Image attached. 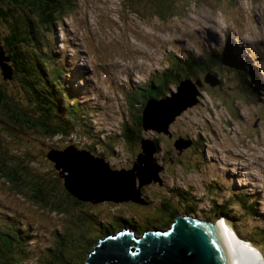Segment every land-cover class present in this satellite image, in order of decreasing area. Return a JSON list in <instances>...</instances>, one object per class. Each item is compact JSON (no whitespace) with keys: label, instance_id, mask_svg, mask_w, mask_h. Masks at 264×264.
Here are the masks:
<instances>
[{"label":"rangeland","instance_id":"obj_1","mask_svg":"<svg viewBox=\"0 0 264 264\" xmlns=\"http://www.w3.org/2000/svg\"><path fill=\"white\" fill-rule=\"evenodd\" d=\"M51 2L49 1L50 4ZM66 2V8L62 11L55 10L56 15H51L55 18L49 25V31L53 30L52 36L48 33L49 31L47 34L41 31V27H47L48 23L44 21L46 24L42 25L40 19L37 23L36 13L28 14L27 10H23L29 15L30 20H34L35 27H33L27 19L19 15L20 11H16L14 6L0 4V43L6 51L7 40L17 35L20 39L23 38L21 40L26 47L32 43L37 44L38 40L48 42L51 39L50 46L53 45V48L55 45L64 44L62 42L64 41L68 43L66 53L78 54L77 64L71 70L73 72L77 70L81 77L82 80L77 81V85L81 86L78 89L81 94L83 91L86 93L87 99H78L80 94H77L78 98H76L63 89L66 95L63 106L70 108L69 101L73 98L72 104L76 114L88 115L90 112L88 118L72 121L75 128L81 127L82 130L77 131L76 134L62 136L61 139L54 137L51 141L40 139L41 134L36 130L28 131L20 126L22 133L17 134L22 140L27 141L29 149H21L20 153L15 155L18 159L12 157L9 148H2L3 145L0 144L1 149L9 157V161L14 164L13 166L19 167V171L22 167H26L29 176L39 179L41 186L43 185L45 189L53 188L50 191L51 195L46 198L47 205H36L31 197L34 195L27 186L21 188L23 192H21L22 196H19L18 189L6 184L0 173V208L4 213L0 214V220H14L16 226L20 222L19 229L24 227L28 229V233L25 234L30 242L27 249L30 250L31 258L25 264H45L46 260L53 259L50 254H42V250H52V240L48 238L52 228L67 234L65 238L68 237L71 242L77 237L80 238L81 242H77L75 251L76 254H85V251L86 253L89 251L88 244L91 239H94L96 245L99 238L104 241L108 235L101 230L102 215L108 227L113 226V232L124 231L123 228H119V225L126 226V221L140 230L161 227L157 220V218L160 219L159 209L153 207L140 212L131 204H115L116 201L113 198V200L107 199L94 205L79 199L80 202H76L65 196L62 185V180L66 185L64 175L60 173L62 180L60 178L57 180L58 176L53 164L46 159L41 162L40 155L48 152L57 143L60 145L57 152H61L67 146H74L78 150H88L89 142L86 136L106 138L107 140L93 139L92 143L98 142L105 152H107L106 148L111 146L108 149L109 152L104 155L103 162L108 164L110 169L122 171L126 170L125 168L130 169L135 159L144 155V152L139 154L141 152L139 141H136L140 136L142 140L146 139L144 143H152L150 146L157 151H151L149 160L155 158V163L160 165L157 175H160L163 183L160 186L153 185L155 178L152 176L149 178V183L152 184L145 187L142 191L143 196L152 202L151 206H157L158 195L167 200L168 196H172L171 189L182 190L180 185L182 183L191 189L190 198L193 202H188L180 194L174 195L175 205L182 206L181 208L188 205L184 208L185 211L179 210V216H185L187 208H190L189 212L191 210L194 212L189 215L190 217L199 219L209 217L213 223H216L215 216L218 213H213L214 208H218L219 202L223 200L225 202L230 200L232 204L235 201L242 205V201H239L235 194H239L238 192L243 189V193L250 196L251 204L255 207L253 214L244 218L242 213L246 211L242 212L239 205L228 206L229 214L226 216L229 220L228 224L237 228L239 239L256 243L252 236L254 231V237L264 240L263 233L255 235L258 228L264 229V0H66ZM3 15L6 22L2 18ZM55 21L57 23H54ZM61 22L62 24L59 25ZM36 26H39L37 29L40 34L35 30ZM61 30L66 33L65 36ZM232 41H239L240 46L251 53L252 57L241 59L239 66L245 65L248 72H251L252 84L259 91L255 99H249L247 97L249 94H242L238 90L240 79L236 75H227L224 69L222 78H219L218 75L215 76L205 70L207 65L213 66L214 69L221 67L218 60L211 59L209 56L221 51L234 55L235 51L231 45L237 46V44ZM24 49L25 47L20 48L19 51ZM54 52L58 53L57 49H54ZM29 53H17V58L14 59L18 61L20 55L27 56ZM198 58L203 59L202 65L197 66L191 63L192 73L184 72L181 76L190 75L200 78L205 71L206 78L199 80V83L194 85V89L183 86L186 93L172 102L171 110L178 111L174 116L169 115L173 117L167 125L168 119L160 117L162 119L159 120V130L147 128L143 131L141 128L139 132L136 123L139 118L142 119L140 114L145 112L144 108L142 111V107L149 98V94L137 93L136 100L125 103L127 91L134 87L141 88L145 84L152 87L150 84V81H154L152 77L156 78L161 72L170 68L169 64L174 65L177 62L182 64V60L196 61ZM101 59L105 60L111 72L114 73L112 80L103 74L108 72L109 68L101 67ZM201 62L199 61V64ZM1 64L10 68L13 76L11 81H4V100L7 97L17 98V102L18 99L20 100L19 105H16L14 100L9 102V98L5 103L11 107L16 106L15 109L26 111L24 104L28 108L26 104L28 83L24 82L27 75L22 72L28 70L27 66H17V71L14 72L12 61L6 62L3 59ZM256 69H258L257 73ZM216 73L220 74L218 71ZM191 80L197 81L194 78ZM89 82L94 83V88L88 84ZM172 83L169 90L158 91V93L163 92L171 96L176 92L177 87L174 85L176 82ZM35 85L32 84L34 88L41 87L40 84ZM114 90L122 91L125 97L123 96L122 99L116 96L120 91L115 93ZM260 93H263V96ZM193 94L195 103L183 108L186 106L184 103ZM151 95L153 97L152 93ZM76 102H85L86 109L95 110V113L75 108ZM134 102H139L142 106L136 109ZM36 103L38 104L37 101ZM9 108L0 105V122L8 123L11 120L6 114L11 113ZM2 111L6 112V116ZM27 113V117L32 121H36L40 116L36 108L28 110ZM15 114L16 111H13L12 117H16ZM149 117L145 126L155 125V121ZM83 120H86L87 126L83 123L80 125ZM0 128V137L7 139L8 131L6 129L4 131L1 125ZM130 130L134 136L131 135L129 138ZM125 135L128 136V140L122 141ZM108 138H114L112 144ZM56 140L59 141L55 142ZM176 140L191 142V147L178 154L177 146L173 148ZM5 144L9 147L7 143ZM185 148L186 145L183 144L180 150ZM54 152L55 150L52 153ZM217 152L220 154L217 155ZM225 155L233 157L232 163L220 157ZM218 162L222 167H219ZM36 163L39 166H36ZM150 163L152 165L153 162L150 161ZM1 164L0 159V166ZM146 166L145 163H141V167ZM236 166L241 170L233 175L232 171L234 172ZM213 175H216L217 181L214 180ZM25 179L22 178V184ZM109 182L113 183L112 180ZM176 182L178 184H175ZM249 182L252 183L251 188L247 187ZM214 183L216 187L227 186L226 199H220L225 194L218 193ZM212 185L213 188H210ZM114 193L112 189L108 196ZM131 193L140 199L137 188ZM101 197L105 196L101 195ZM231 197L234 198L231 199ZM54 205L57 209L53 211ZM175 205H173L174 210H178L179 207ZM189 205L192 206L189 207ZM11 214H14L13 218ZM37 217H41L39 221L43 222V225L50 224L52 227L45 226V229L37 225ZM160 221L164 222V220ZM170 222H167L162 230H166L167 227H169L167 230H170ZM127 229L129 231V228ZM255 247L264 253V245H255ZM68 252V247H65L63 258L72 259V263L80 264L82 258L74 259L75 255L69 258Z\"/></svg>","mask_w":264,"mask_h":264},{"label":"trees","instance_id":"obj_2","mask_svg":"<svg viewBox=\"0 0 264 264\" xmlns=\"http://www.w3.org/2000/svg\"><path fill=\"white\" fill-rule=\"evenodd\" d=\"M49 1H52L51 4L49 3ZM0 4H8V5L14 6L16 8V11H20L19 15L21 17H24L25 19H27L28 22L33 27L35 26L33 24L34 20L33 21L30 20L29 15H27L24 11L27 10L28 14L29 13H36L37 23H38L39 19H40V23L42 25H45L46 22L48 23L47 27L46 26L41 27V29L46 30V31H48L49 25H50V23H52V20L55 19L54 17L51 16V15L55 14V10L56 11H62L64 8H66V5L63 4L62 1H60V0H57V1L56 0H0ZM22 13H24V14H22ZM2 18H4V15L2 16ZM4 20L6 22L5 18H4ZM44 21H46V22H44ZM37 27H39V26H36L35 30L39 34ZM21 39H23V38H21ZM21 39L17 35L15 38H9V40H7L6 45H5V48H7V51L4 49L3 46H1V43H0V49L4 53L3 55L5 57L9 58L14 63V68H15V70H13L14 72L17 71L18 67H20V66L22 67L23 65H26L28 68L27 71L22 72V73H26L25 75H27L26 76L27 78H26V80H24V82L27 81V83H28L27 84L28 90L26 91V93H27L26 94L27 95V97H26L27 103L26 104H28V108H27V106L25 107V104H24V108L27 109L26 111H24V110L21 111V110L15 109L16 106L11 107L7 103H5V101L9 98V102L14 100V103L16 105H19L20 100L18 99V102H17V98L12 99L10 97H7L4 100V98H5V96H4V94H5L4 93V81L5 80L2 77V72L0 69V105H2V107H10L9 111L11 112V113H6L5 111H2V113L4 116H6V114H7L9 119L14 121V122H12L10 120V121H8V123L0 122V125L4 127V131H5V129L8 131V133H6L8 135V138L6 139V137H5L4 139H2L0 137V144L3 145L2 148H9L10 154L15 159H18V157L15 155L20 153L21 149L22 150L29 149L27 141L22 140V138L19 137L17 134V133H19V134L22 133L21 132L22 129L20 128V126L24 129H27L28 131L36 130L41 134L40 139L51 141L52 138H54V137L60 138V136L62 137V136H68L71 134H76V132L79 131L78 130L79 128L78 129L75 128V126L72 124V121H79L81 119H86V117L88 118V116H86V115L79 116L76 114V112L71 110V109H73L74 106L73 107L70 106L71 109L69 107L66 108L63 106L65 100L64 99L62 100V93L65 90V88L63 87L59 78L54 76L56 83L51 82V77H53V73L51 72L49 66L41 63L40 60H35V58H34L33 52H35L36 56L40 55L38 53V50H37L38 49L37 44L32 43V45H29L26 47L25 43ZM23 47H25V49L22 50L21 52L29 53V51H30V53L27 56L20 55V60L16 61V59H14V58H17V53H21L19 51V49L23 48ZM16 51H18V52H16ZM51 65L52 64L50 63V66ZM191 69H192L191 64H187L184 68H181L178 71V73H174V71L171 69L165 70L164 72H162L160 75H158L155 78L156 81L154 82V84H155L154 88L153 87L146 88L149 90L148 91L145 90V93H143V95L149 94L148 97H151L152 96L151 93H152L153 95L155 94V96H153V97H157L156 91L158 89H168V86L170 85V83L178 81L179 73H183V72L190 73ZM19 71L21 72L20 69H19ZM14 72H13V75H14ZM59 83L61 84V88L64 89L63 91L61 89H58V88H60V85H58ZM32 84H36V85L40 84L41 87L40 86L38 87L35 85L36 87L34 88V86H32ZM164 94L165 93H162L161 96H164ZM161 96H159V97H161ZM36 101L38 102V104L36 103ZM34 108H36L39 111V115H40L36 121H32L30 118L27 117L28 116V113H27L28 110H33ZM13 111H16V114H15L16 117H12L11 114ZM76 115H77V117H76ZM52 122H55V124H52ZM82 122H83L84 126H87L86 121H82ZM136 124L138 126L139 132H141V128H142L141 118H139V120ZM80 125H81V123H80ZM18 127H19V129H18ZM80 129L82 130L81 127H80ZM0 130H1V128H0ZM128 135H129V138L131 137V135H132V137L134 136V134L131 130L128 133ZM125 138H126V140H128L127 135H125ZM59 140H56L55 142H58ZM140 140H141V136L136 141L140 142ZM5 143H7L9 145V147ZM54 145L55 146H53V148H51L49 151L59 150L58 147H60V145L58 143L54 144ZM89 151L95 153L93 151L92 146H90ZM100 151L103 152L102 147H101ZM48 152L41 153V155H40L41 162H43L46 159V155ZM103 155H105V154L103 153ZM0 159L2 160V164L0 166V173L3 177V179L5 180L6 184H8L9 186H13V187L18 189L17 195L22 196L21 192H23V190L21 188L27 186L28 189L31 190L33 195H34V196H31V197H33V199H32L33 203H35L36 205H47L48 202H47L46 198H47V196L51 195L50 191H52L53 188L45 189L43 187V185L41 186V182L39 183V179L29 176V173L27 172L26 167H22L21 171H19V167L13 166L14 164L9 161V157L6 155L5 151H3L1 149V147H0ZM40 160H39V162H40ZM35 165L39 166L38 163H36ZM31 168H33V167H31ZM54 170H55V168H54ZM23 172H25L24 175H23ZM56 172H57V176H58L57 180H59V178L62 180L61 176L59 175V172L58 171H56ZM21 177L23 179L26 178L24 180L25 181L24 184H22V178ZM62 185H63V189L65 191V196H67L70 199L72 198V199L76 200V202H80L77 198H75L71 193H69L67 191V189L64 186L63 180H62ZM19 189H21V190H19ZM143 189H145V188L143 187L140 190H143ZM170 191H171L172 196H168L167 200H165L163 198H159L157 200V203H158L157 206H151L152 205L151 202H148L146 205L145 204L137 205V204H131V203H128V204H131L134 207L138 208L140 210V212L143 209H149L152 207L159 209L160 219L157 218V220L159 222L158 225L161 227L157 226L155 228H158V230H162L166 226V223L170 222V219H171L170 224L171 225L173 224V222L175 221V218H177L179 216V210L180 209L184 210V208L188 206L187 205V206L181 208L182 206L175 205V200H174L173 196L180 194L183 197H185V199H187L188 202H190L189 199L187 198L188 197L187 192H183V191L175 192L174 190H170ZM229 204H232L230 202V200H227L226 202L223 201L221 203V205H222L221 209L223 210V212L219 213V215H217V217L218 216L226 217L227 207ZM173 205L178 206L179 209L174 210L175 208ZM192 205H189V207H191ZM242 208L248 209L247 211L244 210V211H246V213L253 214V205L252 204L247 205L246 203L245 204L243 203ZM56 209H57V207L54 205L53 211ZM189 210H190V208H187V212H185V215H191L194 213L192 210L189 212ZM0 213L3 214L2 212H0ZM84 214H86V213L84 212ZM242 215L244 217L247 214H242ZM107 216H105V218ZM139 216H141V214ZM142 219L145 220L144 218H142ZM39 220H41V217L36 218V221H37L36 224L37 225L39 224L44 228H45V226L52 227L50 224L43 225V222H40ZM152 220H155V219H152ZM160 220H164V222H162ZM226 220H227V218H226ZM208 221H210V219H208ZM227 222H229V220H227ZM100 223H102L101 230L105 231L104 233H106V234H111V232L113 233L114 229H112L113 228L112 225H111L112 227H108V224H106V222L103 219ZM153 223H154V221H153ZM7 224H8V220H0V264H24L26 261H28L29 258H31L30 257V255H31L30 250H26L27 245H28L27 244L28 238L25 235L20 234L18 227H14L13 225L8 226ZM126 224H127L126 226H130V223L128 221H126ZM54 227H56L55 223H54ZM62 227H61V229H62ZM121 227H122V225H119V228H121ZM168 228L169 227H167V229ZM52 229L53 230L49 234L48 238H50L52 240V242H51L52 250H49L50 251L49 254L52 255L53 259L46 260L45 264H74V263H72V259L68 260L66 258H63V251H64L65 247H68L69 258H71L73 255H75L74 259L81 257L82 261L80 262V264H85L87 261L88 255L89 256L91 255L90 253L92 252V250L94 248V245H95L94 239H91L89 241V244H88V250L89 251L87 252L88 254L86 253V251H85V254L84 253H81V254L77 253L76 254L75 249L78 246L77 242H81L80 238L77 237L76 240L71 242L70 239L68 240V237L65 238V236L67 234L66 235L63 234L62 232L58 231L56 228L55 229L52 228ZM138 229H136L137 235L142 234L145 231L143 229H141V230L140 229L138 230ZM151 230H153V229H151ZM62 231H63V229H62ZM45 235H46V233H45ZM66 240H68V241L66 242ZM64 242H66V243H64ZM80 246L82 248V244Z\"/></svg>","mask_w":264,"mask_h":264},{"label":"water","instance_id":"obj_3","mask_svg":"<svg viewBox=\"0 0 264 264\" xmlns=\"http://www.w3.org/2000/svg\"><path fill=\"white\" fill-rule=\"evenodd\" d=\"M3 59L6 62L9 61L3 57L1 52L2 77L4 80H10L12 71L1 64ZM185 90L184 87H180L177 95H172L171 100L151 103L142 115L144 129L159 130L158 124L162 118L168 119L167 125L178 111L171 110L172 102L178 96H184ZM194 97L193 94L192 99L186 101L184 103L186 106L183 108L193 105ZM169 106V111H166ZM171 114L173 116H169ZM150 115L155 125L145 126ZM142 149L144 155L137 158L138 164H134L130 172H111L106 164L92 159L88 153H78L73 148H68L63 152L52 153V151L47 158L54 163L55 170L64 175L63 178L66 180L64 186L75 198L96 205L111 199L101 197V194H110L108 191L112 187L116 193L112 198L116 202L132 201L141 205L143 203L141 198L134 197L131 193L136 189V177H139L140 183L137 188L139 191L143 185L149 184V178L152 176L156 182L158 172V169H154L150 164V155L147 156L148 153L151 154V151H154L152 146L144 143ZM141 163L147 166L141 168ZM135 172H137L136 175ZM143 175L146 176L143 177ZM167 232V235H161L145 231L140 238H134L132 234L130 237L127 235L108 237L102 243L98 241V246L93 248L85 264H229L228 260H225L223 240L211 224L178 217L175 218L174 224L170 225V230Z\"/></svg>","mask_w":264,"mask_h":264},{"label":"bare ground","instance_id":"obj_4","mask_svg":"<svg viewBox=\"0 0 264 264\" xmlns=\"http://www.w3.org/2000/svg\"><path fill=\"white\" fill-rule=\"evenodd\" d=\"M47 7V6H46ZM212 35V33H210ZM234 44H237L236 45H231L235 51L234 53V56L238 58H241L242 60L243 59H248V58H251V53L250 51L247 52V50L245 51V48H242L240 46L241 43H239V41H232ZM253 55V54H252ZM229 63H232V60H228ZM252 61V60H251ZM245 64V63H244ZM250 67V66H249ZM236 69H238V67L236 66L235 67ZM250 71V70H249ZM259 79V78H258ZM252 80V79H250ZM89 85L93 86L94 88V83H88ZM58 85H60L61 87V84L59 83ZM155 85V84H154ZM92 88V87H91ZM198 88V87H197ZM199 90V89H198ZM67 93V92H66ZM198 95V94H197ZM66 96V95H65ZM85 99H87V95L85 97ZM71 101H69V104L71 107L74 106V104H72V99H70ZM63 105V104H62ZM95 105V104H94ZM140 151H142V146H140ZM150 154L148 153L147 156H149ZM227 157V155L225 156ZM238 157V156H237ZM227 160H229L227 158ZM230 164V163H229ZM228 164V165H229ZM97 165V163L95 164ZM236 173V172H235ZM136 188V187H135ZM113 188L111 187L110 188V191L112 190ZM110 191H108L110 193ZM101 195H104L105 197L107 198H111V199H108V200H113L112 197L116 195V193H114L113 195H110L108 196L107 193H104V194H101ZM107 201V200H105ZM127 228H129V232H131V226H126ZM128 231V229H127ZM146 231H149L150 233H159L157 232L156 230H151V229H147ZM223 234V235H222ZM220 236L225 244V247H226V251L229 255V258H228V261H229V264H264L263 263V260L261 259L260 255L258 253H256L255 251L249 249V248H246L244 247L240 242L238 241H243V242H247L245 240H242V239H239L238 236L236 235V233L232 234L231 232H229L227 229H225L224 227L220 230ZM227 236V237H226ZM142 237V236H141ZM238 240V241H237ZM49 250L47 251H44L42 250V254H49ZM41 254V255H42ZM40 255V254H39Z\"/></svg>","mask_w":264,"mask_h":264},{"label":"clouds","instance_id":"obj_5","mask_svg":"<svg viewBox=\"0 0 264 264\" xmlns=\"http://www.w3.org/2000/svg\"><path fill=\"white\" fill-rule=\"evenodd\" d=\"M136 183H137V182H136ZM136 188H138V186H137ZM96 205H97V204H96ZM11 215H12V214H11ZM207 222H208V223H209V222L211 223L212 220H211V221H207ZM17 223H18V222H17ZM18 226H20V222L18 223L17 227H18ZM18 228H19V227H18ZM121 228H123V227H121ZM123 229H125V228H123ZM126 229H127V228H126ZM18 230L20 231V234H23V235H25V236L27 237V235H26L25 233H28V229H27V230H24V228H23V229H18ZM217 233H218V235L220 236V230L217 231ZM143 234H144V233H143ZM143 234H141V235H143ZM114 235H115V232H113V233H111V234H108L106 238H108V237H113ZM137 236H138V235H137ZM220 239H221V238H220ZM98 240H99V242H101L102 239L99 238ZM27 242H28V241H27ZM29 243H30V242H28L27 244L29 245ZM28 245H27V246H28ZM97 246H98V241H97V244L94 246V248L97 247ZM26 250H28V249L26 248ZM91 253H92V252H91ZM91 253H90V254H91ZM25 263H26V262H25ZM25 263H24V264H25Z\"/></svg>","mask_w":264,"mask_h":264},{"label":"snow or ice","instance_id":"obj_6","mask_svg":"<svg viewBox=\"0 0 264 264\" xmlns=\"http://www.w3.org/2000/svg\"><path fill=\"white\" fill-rule=\"evenodd\" d=\"M165 235H167V233H165Z\"/></svg>","mask_w":264,"mask_h":264},{"label":"flooded vegetation","instance_id":"obj_7","mask_svg":"<svg viewBox=\"0 0 264 264\" xmlns=\"http://www.w3.org/2000/svg\"><path fill=\"white\" fill-rule=\"evenodd\" d=\"M227 237V236H226Z\"/></svg>","mask_w":264,"mask_h":264}]
</instances>
